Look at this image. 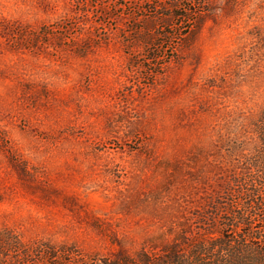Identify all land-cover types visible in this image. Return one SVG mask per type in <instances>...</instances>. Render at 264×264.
<instances>
[{"label":"rangeland","instance_id":"374dc122","mask_svg":"<svg viewBox=\"0 0 264 264\" xmlns=\"http://www.w3.org/2000/svg\"><path fill=\"white\" fill-rule=\"evenodd\" d=\"M263 111L264 0H0V228L161 260Z\"/></svg>","mask_w":264,"mask_h":264},{"label":"trees","instance_id":"16d2710c","mask_svg":"<svg viewBox=\"0 0 264 264\" xmlns=\"http://www.w3.org/2000/svg\"><path fill=\"white\" fill-rule=\"evenodd\" d=\"M255 125L261 144L243 177L233 178L232 188L210 199L207 217H199L203 232L191 240L183 236L161 260L144 251L137 257H102L72 244L25 241L0 228V264H264V111Z\"/></svg>","mask_w":264,"mask_h":264}]
</instances>
